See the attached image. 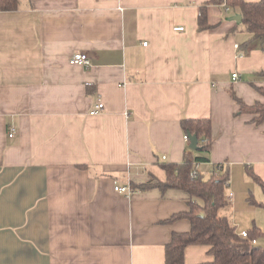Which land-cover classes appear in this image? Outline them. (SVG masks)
I'll use <instances>...</instances> for the list:
<instances>
[{
	"label": "crops",
	"instance_id": "obj_1",
	"mask_svg": "<svg viewBox=\"0 0 264 264\" xmlns=\"http://www.w3.org/2000/svg\"><path fill=\"white\" fill-rule=\"evenodd\" d=\"M225 1L19 0L0 12V264H164L172 234L190 229L171 220L189 196L137 187L182 161L183 118L211 121L198 171H228L219 216L263 230L249 199H264L250 175L264 178V122L237 115L232 95L264 102V42ZM203 8L210 28L198 31ZM76 53L87 68L69 64ZM209 261L206 247L185 249L184 264Z\"/></svg>",
	"mask_w": 264,
	"mask_h": 264
},
{
	"label": "trees",
	"instance_id": "obj_2",
	"mask_svg": "<svg viewBox=\"0 0 264 264\" xmlns=\"http://www.w3.org/2000/svg\"><path fill=\"white\" fill-rule=\"evenodd\" d=\"M223 4L241 17L239 26H243L250 34L251 40L264 42V0L248 3L243 0H226L211 2ZM19 0H0V12H14L18 9ZM210 26L207 23V13L203 8L197 18V30L205 31ZM264 81V71L255 74ZM264 98V87H254ZM238 105L237 115L251 116L250 123L256 126L264 122V102L246 105L232 95ZM184 134L194 135L198 140V151L186 148L182 161L178 164H165L164 182H154L137 187L141 190L156 188L161 192L180 190L189 196L188 211L173 216L171 220L186 219L190 224L189 231L173 233L164 250V264H184L185 249L189 246H204L211 261L204 264H264V246L258 240H264V228L256 225L247 230V237L240 238L231 220L220 217L219 211L229 204L225 197L228 187V171L222 165H214L209 177L198 171V165L208 163V153L211 147V121L209 119H186L180 121ZM195 173V177L191 174ZM253 181L259 186L264 197V178L250 173ZM155 181V180H153ZM249 203L262 209L264 199L256 202L250 198Z\"/></svg>",
	"mask_w": 264,
	"mask_h": 264
},
{
	"label": "built area",
	"instance_id": "obj_3",
	"mask_svg": "<svg viewBox=\"0 0 264 264\" xmlns=\"http://www.w3.org/2000/svg\"><path fill=\"white\" fill-rule=\"evenodd\" d=\"M175 31H182V28H177V29H175ZM143 46H146V44L144 43ZM235 47H237V46H235ZM69 64L74 65V66L87 68L89 66V59L85 54L76 53L70 57ZM237 79H238V75L236 73H233L232 74V80L235 81ZM103 109H104L103 104L99 102L98 104H96L93 107V109L90 111L89 115L90 116L98 115L103 111ZM14 134H15V129L10 127L8 130V133H7L8 137L12 138V137H14ZM183 140H184V142L189 144V139H188V136L186 134L183 135ZM191 176L195 177L196 175H195V173H192ZM114 190H115V192H118L121 194H128L129 195L131 193V190L128 187H120V186L115 185ZM230 197H232V196L230 195ZM238 236L240 238H246L247 237V231H245V230L239 231Z\"/></svg>",
	"mask_w": 264,
	"mask_h": 264
},
{
	"label": "water",
	"instance_id": "obj_4",
	"mask_svg": "<svg viewBox=\"0 0 264 264\" xmlns=\"http://www.w3.org/2000/svg\"><path fill=\"white\" fill-rule=\"evenodd\" d=\"M231 21H234L236 22L237 24H240L241 22V17L239 15H236V16H233L231 18ZM188 136V139H189V144H188V148L192 151H198L199 148H198V140H197V137L194 136V135H187Z\"/></svg>",
	"mask_w": 264,
	"mask_h": 264
},
{
	"label": "rangeland",
	"instance_id": "obj_5",
	"mask_svg": "<svg viewBox=\"0 0 264 264\" xmlns=\"http://www.w3.org/2000/svg\"><path fill=\"white\" fill-rule=\"evenodd\" d=\"M260 212V211H259ZM244 215H246L245 213H244ZM246 216H242V217H238V218H241V221L242 222H244V223H246V221H248V219H249V216L246 218V220L244 219ZM245 220V221H244ZM248 223V222H247ZM241 224V223H240ZM248 225V224H247ZM261 241V240H260ZM259 241V242H260ZM261 245H263L264 246V244H261Z\"/></svg>",
	"mask_w": 264,
	"mask_h": 264
}]
</instances>
